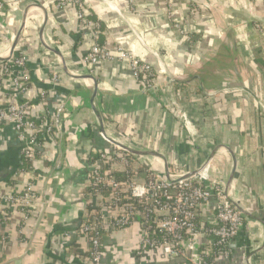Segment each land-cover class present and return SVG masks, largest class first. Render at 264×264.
Here are the masks:
<instances>
[{"label":"crops","instance_id":"crops-1","mask_svg":"<svg viewBox=\"0 0 264 264\" xmlns=\"http://www.w3.org/2000/svg\"><path fill=\"white\" fill-rule=\"evenodd\" d=\"M1 1L0 56L9 53L25 16L12 53L25 58L30 73L21 100L35 116L63 111L61 136L43 140L30 169L21 167L23 145L13 125L0 124V193H19L32 184L38 198L30 209L2 204L8 217L0 221V264H94L86 261L90 244L80 224L93 159L98 152H115L106 137L156 154L136 155L143 168L137 181H144V169L165 176L167 166L180 175L207 162L201 173L224 187L232 176L231 199L264 219V28L256 26L263 15L250 0L85 3L102 23L101 44L113 56L120 44L153 64L156 79L148 90L137 84L126 61L82 62L92 34L81 26L75 4ZM189 4L205 8L190 17ZM11 87L8 77L0 81V104ZM114 168L122 180L124 166L115 162ZM212 204L202 220L212 219ZM243 218L228 255H218L215 264H264V225ZM141 227L134 222L102 231L100 264H174L159 249L136 254Z\"/></svg>","mask_w":264,"mask_h":264},{"label":"built area","instance_id":"built-area-1","mask_svg":"<svg viewBox=\"0 0 264 264\" xmlns=\"http://www.w3.org/2000/svg\"><path fill=\"white\" fill-rule=\"evenodd\" d=\"M26 1L15 0L19 6ZM67 3L77 6L81 26L90 29L92 34V44L82 57L84 64L93 65L117 58L128 63L135 81L143 90L154 86L157 71L151 62L132 54L120 44L116 46L113 56L101 44L104 31L101 30L100 21L89 18L91 13L86 11L81 0H57L59 6ZM2 5L0 0V8ZM191 5L190 17L195 16L199 9ZM256 26L260 29L258 24ZM185 37L189 41L193 38ZM4 77L11 80L12 87L6 102L0 104V124L13 125L23 145L22 155L33 162L46 137L55 139L61 136L62 107L40 116L32 114L29 102L20 98L30 80L25 58L20 54L0 63V81ZM52 81H57V75H53ZM39 96L44 98L46 91L41 90ZM113 146L115 152L96 154L89 171L88 187L92 192L84 195L87 205L80 224V231L90 244L86 261L100 264L102 231L125 227L134 222L142 225L141 240L136 250L139 256L148 249H159L174 264L178 259L183 264H215L218 255H228V246L240 232L244 218L226 199L221 182L210 181L201 170L196 176L170 183L164 176L148 169L143 170L144 181H137L135 177L143 169L137 156ZM115 162L124 166L125 176L122 180L114 175ZM183 174H170V177L176 180ZM37 199L32 184H27L19 193H0V221L8 217L2 204L7 208L30 209ZM211 201L213 217L211 220H202L201 213ZM3 239L0 236V240Z\"/></svg>","mask_w":264,"mask_h":264},{"label":"water","instance_id":"water-1","mask_svg":"<svg viewBox=\"0 0 264 264\" xmlns=\"http://www.w3.org/2000/svg\"><path fill=\"white\" fill-rule=\"evenodd\" d=\"M32 5L30 6H27L24 8V15L28 12L29 8H31ZM24 24H25V16H24V19H23V22H22V26L18 32V34L16 35L13 43H12V46L10 48V51L9 53L5 56V57H2L0 56V61H7L8 59H10L12 57V53H13V50L15 48V45L17 44L18 40H19V37H20V34H21V31L23 30L24 28ZM94 92L92 94V99L96 93V82L94 81ZM94 109V107H93ZM96 112V111H95ZM96 115L97 117L99 118L100 120V116L99 114L96 112ZM100 123H101V120H100ZM101 128H102V124H100ZM106 137V136H105ZM106 139H108L111 143H113L114 145L118 146L120 149H123L131 154H134V155H156L154 152H146V153H141L140 151H137V150H134L132 148H129L127 146H124L120 143H117V142H114L113 140L109 139L106 137ZM211 158V157H210ZM208 161V160H207ZM207 165V162H205L202 166H200L199 168L191 171V172H186L184 173L180 178L176 179V180H172L171 177H170V173L168 172V168L166 166V173H165V178L170 182V183H176L177 181L179 180H182V179H186V178H189L193 175H196L198 174L205 166ZM231 180H232V176H230V178L228 179L227 183L225 184V187H224V195L226 197V199L241 213V215H243V217H246L248 219H255V220H259L260 222H262V224L264 225V219L262 218H257L256 216L252 215L251 213H249L247 210H245L242 206L239 205V203L235 202L233 199H231V197L229 196V187L231 185Z\"/></svg>","mask_w":264,"mask_h":264},{"label":"rangeland","instance_id":"rangeland-1","mask_svg":"<svg viewBox=\"0 0 264 264\" xmlns=\"http://www.w3.org/2000/svg\"><path fill=\"white\" fill-rule=\"evenodd\" d=\"M84 4L86 3H88V2H92V0H81ZM251 2H250V7L252 8V9H256V11L258 12V13H260V14H262L263 15V22H258V25L260 26L262 23H263V28H264V0H250ZM127 2H129V3H131V1L129 0V1H127ZM198 5V7H199V9L202 7V8H205V6H202V5H200V4H197ZM85 6V5H84ZM86 8V7H85ZM262 26V25H261ZM179 27V26H178ZM177 27V28H178ZM261 28V27H260ZM244 223V222H243ZM243 227V226H242Z\"/></svg>","mask_w":264,"mask_h":264},{"label":"trees","instance_id":"trees-1","mask_svg":"<svg viewBox=\"0 0 264 264\" xmlns=\"http://www.w3.org/2000/svg\"><path fill=\"white\" fill-rule=\"evenodd\" d=\"M191 6H194V5H191ZM188 10H189V9H188ZM188 10H187V15L189 14V11H188ZM86 11L90 12V11L87 10V9H86ZM89 18H91L92 20H97L96 17H94L92 14L89 16ZM100 23H101V22H100ZM101 30L103 31V25H102V23H101ZM22 157H23V158H22L23 163H22L21 167H22L23 169H30V168H31V165H30L29 160H27L24 156H22ZM88 192H92V189L89 188V187H87V188L85 189L84 194H86V193H88Z\"/></svg>","mask_w":264,"mask_h":264}]
</instances>
